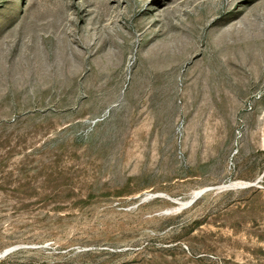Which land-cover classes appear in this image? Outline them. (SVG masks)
<instances>
[{"label": "rangeland", "instance_id": "rangeland-1", "mask_svg": "<svg viewBox=\"0 0 264 264\" xmlns=\"http://www.w3.org/2000/svg\"><path fill=\"white\" fill-rule=\"evenodd\" d=\"M0 264H264V0H0Z\"/></svg>", "mask_w": 264, "mask_h": 264}]
</instances>
